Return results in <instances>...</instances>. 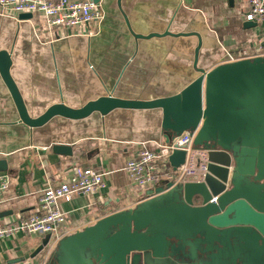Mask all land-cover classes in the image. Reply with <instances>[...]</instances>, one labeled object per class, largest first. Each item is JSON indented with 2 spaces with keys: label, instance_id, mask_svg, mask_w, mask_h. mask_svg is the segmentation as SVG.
I'll use <instances>...</instances> for the list:
<instances>
[{
  "label": "crops",
  "instance_id": "1",
  "mask_svg": "<svg viewBox=\"0 0 264 264\" xmlns=\"http://www.w3.org/2000/svg\"><path fill=\"white\" fill-rule=\"evenodd\" d=\"M100 3L105 16L92 31L68 28L64 35L40 13L28 19L0 13V49L11 53V73L32 116L60 101L80 107L109 94L152 99L179 93L200 75L194 66L200 42L198 66L207 70L228 62L229 53H251L259 45L264 53V22L250 26L247 6L239 0ZM152 33L162 35L137 37ZM162 130L161 109H115L79 120L56 116L32 128L21 122L0 73V175L10 179L0 225L36 210L42 191L67 180L76 165L110 173L107 188L61 200L68 234L136 207L150 188L139 189L123 168L142 143L156 148L167 142ZM55 144L71 145L72 154L55 151ZM46 236L22 233L0 240V264H47L56 250L53 238L32 256Z\"/></svg>",
  "mask_w": 264,
  "mask_h": 264
},
{
  "label": "water",
  "instance_id": "2",
  "mask_svg": "<svg viewBox=\"0 0 264 264\" xmlns=\"http://www.w3.org/2000/svg\"><path fill=\"white\" fill-rule=\"evenodd\" d=\"M32 16L20 14L21 19ZM201 45L194 60L200 75L179 93L152 99L109 94L80 107L60 101L38 116L30 114L12 76L11 53L0 49L1 76L21 122L32 128L56 116L79 120L115 109H161L169 139L180 135L179 146L188 131L197 129L194 147L209 151L204 181H169L149 189L136 207L62 237L47 264H264V55L207 70L198 66ZM54 150L72 154L71 145L55 144ZM186 154L173 151L174 170L183 169ZM50 242L47 235L32 256Z\"/></svg>",
  "mask_w": 264,
  "mask_h": 264
},
{
  "label": "built area",
  "instance_id": "3",
  "mask_svg": "<svg viewBox=\"0 0 264 264\" xmlns=\"http://www.w3.org/2000/svg\"><path fill=\"white\" fill-rule=\"evenodd\" d=\"M246 4L247 21L261 24L264 22V0H239ZM2 15L21 13H40L44 15L49 27L56 28L64 35L66 29H88L92 31L94 23H100L105 16L101 3L94 0H0ZM91 33V32H90ZM262 46L252 51H244L239 56L228 54V62L263 56ZM197 129L188 131L181 145L177 138L168 139L151 148L142 143L137 152L126 162L125 172L139 189H152L158 183L173 182L174 185L187 182H202L206 178L209 163V151L193 145ZM163 134L167 135L166 132ZM169 138V136L167 135ZM175 149L186 150L183 169L174 170L169 157ZM110 172L98 170L92 166L76 165L71 176L57 185L45 188L39 196L38 207L27 216H20L10 223L0 225V240L17 237L22 233L49 235L56 243L68 235V213L61 209V200H71L73 195H89L108 187L106 176ZM10 179L0 175V205L5 201Z\"/></svg>",
  "mask_w": 264,
  "mask_h": 264
}]
</instances>
